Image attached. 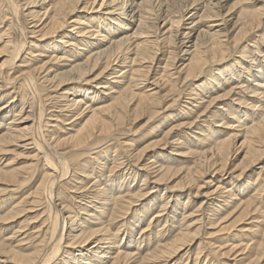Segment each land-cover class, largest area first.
<instances>
[{
  "label": "bare ground",
  "instance_id": "bare-ground-1",
  "mask_svg": "<svg viewBox=\"0 0 264 264\" xmlns=\"http://www.w3.org/2000/svg\"><path fill=\"white\" fill-rule=\"evenodd\" d=\"M168 1L0 0V19L6 14V19L0 21V102L4 99V104H0V206L21 197L0 216V264H166L181 255L182 250L188 260L194 249L190 250L191 246L198 243L194 259L197 264L201 261L202 246L212 247L214 237L224 238L226 234L229 236L225 244L210 247L211 252L223 258L233 256L234 264H264V0L255 7L245 5L251 0H235L227 11L232 16V9L238 7V15L230 27L227 23L231 18L226 17L225 9L221 11L226 6L221 5L223 0H191L185 9L189 16L184 24L183 10L178 15L168 13V8L165 16L160 13ZM98 4V10L90 15ZM22 14L31 24L29 37L19 26ZM67 24L72 26L68 31ZM246 40L247 47H243ZM56 41L64 46H56ZM181 44L185 45L184 52L178 54ZM53 48L67 57L56 55L43 61L40 56L44 49ZM256 52L260 55H255ZM253 53L255 58L251 56ZM62 57L68 68L57 71L51 60ZM155 60L157 65L153 66ZM176 74L180 78L184 74V83L198 76L203 79L201 85L195 83L192 89L195 92L190 94L197 103L204 99L197 90L199 86L207 93L218 92L222 87L225 92L214 95L205 107L220 111L216 115L211 111V118L226 112L223 107H216L217 101L243 95L237 98L238 109L232 98V105L224 103L234 106L226 108L230 116L215 120L217 124L212 128L210 120L204 131L199 128L196 137L200 142L192 141V146L186 143L187 148L176 149L175 155H190L192 162L187 158L170 159L186 160L190 165L163 166L157 162L167 153L173 154L171 148L176 146L169 134L181 126L190 130L194 122L178 124L164 138L139 150L133 148L134 137L122 141L120 136L136 135L146 124L151 130L162 123L161 119L172 116V111L168 114L166 111L180 101L182 93L176 90ZM230 74L232 84L237 85L230 84L227 90L223 82ZM150 79L153 81L149 82ZM163 89L167 91L164 94ZM184 103L179 107L182 113L190 109ZM240 107L245 109L240 112ZM85 110L91 114L76 128V121ZM143 117L147 120L136 128L133 124ZM117 147L125 152L128 147L131 153L127 157L131 160L133 155L137 162L150 159L151 152L156 157L161 155L158 161L157 158L142 165L146 172L142 181L155 173L154 187L171 191L173 195L168 198L186 197L184 205H179L180 199L181 202L174 200L173 204L172 212H179L184 223L178 225L179 232L170 240L145 248V253L133 249V242L137 248L144 243L145 234L140 237L142 241H137L132 230L149 216L152 218L147 228L153 219L160 220L162 214H148L152 210L149 204H161L160 197L151 195L149 204L141 202L140 207L133 209L150 194L143 184L131 189V182L137 181L140 174L138 165L129 168L134 174H130L128 185L124 184L128 172L121 173L123 181L112 178L117 165L110 166L109 162L117 159L105 157ZM19 153L24 155L25 164L16 166ZM88 153V157H83ZM106 172L112 174L103 180ZM255 173L256 177H251ZM94 174L96 180L87 189L90 181L87 178ZM67 180L76 182L73 189L65 186ZM29 186L32 190L25 192ZM63 190L67 195H61ZM250 191L255 193L249 194ZM23 192L24 197L20 196ZM71 193L82 200L89 198L84 207L80 205L84 214L68 203ZM244 193L247 197L242 196ZM193 198H200L198 210L189 213L186 205ZM167 204L162 206L165 208ZM130 210L134 216L120 224L126 227L121 237L120 230L113 232L111 225ZM17 222H22L21 226L8 230L10 234L5 236L7 228ZM146 226L140 233H145ZM29 228L34 229L32 239L26 236ZM162 230L158 233L167 232L168 228ZM244 232L249 239L241 238L240 233ZM123 237L125 241L121 242ZM236 257H241L239 262ZM219 260L222 261L220 257Z\"/></svg>",
  "mask_w": 264,
  "mask_h": 264
},
{
  "label": "rangeland",
  "instance_id": "rangeland-1",
  "mask_svg": "<svg viewBox=\"0 0 264 264\" xmlns=\"http://www.w3.org/2000/svg\"><path fill=\"white\" fill-rule=\"evenodd\" d=\"M234 1L235 0H223V2L221 1V5L222 4H224V5H226V6H223L222 8H221V11H222V9H225L223 12L224 13H226L227 11H228V8H231V6H232V4L234 3ZM98 2H101V0H98ZM191 3V0H169L168 2H167V6L166 7H164L163 6V11H161L160 13L161 14H164L163 16H165L166 14H167V12H165L166 11V9L168 8V10H169V12L168 13H173V14H175V15H178L180 12H182V10L184 11V13H185V17L183 18V24L187 21V18H188V16H189V13L187 12V11H185V9L188 7V5ZM255 4H258L257 6H260V4H262V0H251L250 1V3H245V5H248L249 7H255L254 5ZM203 4H201V6H202ZM96 6V5H95ZM98 7H99V4H98V6L97 7H95L93 10H90V15H92L93 13H94V11H96V10H98ZM234 10H235V13H234ZM238 11V7H236V8H233L232 9V13L234 14V15H232V16H229V14L231 13V12H229V14H228V12L226 13V17L228 18V19H230L229 21H228V23H227V26L229 25V27L231 26V24H232V22L236 19V17H237V11ZM164 12V13H163ZM236 14V15H235ZM6 14H4V15H2L3 16V18H2V16H1V19H0V21L1 20H5L6 18L4 17ZM162 16V18H164ZM232 17H234V18H232ZM28 20V21H27ZM27 21V22H26ZM205 21H207V20H205ZM9 23V22H8ZM28 23V24H27ZM162 23V22H161ZM205 24H209L208 22H204ZM0 25H1V23H0ZM30 23H29V19L26 17H24V15L22 14V16H20V21H19V26H20V28L24 31V33H25V36H30V34H28V31H30L29 30V28H30ZM29 27V28H28ZM72 26L70 25V24H67V31L69 30V28H71ZM132 29H130L131 30V32L133 31V27H131ZM70 32V31H69ZM16 35H18V34H16ZM255 35V34H254ZM54 39V38H53ZM53 44H54V42H53ZM55 44H56V46L57 45H61V46H64V44L62 45V42H60V41H56L55 42ZM244 45H243V47L245 46V47H247L246 45L248 44V41L246 40V41H244V43H243ZM184 48H185V45L184 44H181V45H179V48L177 49V52H178V54H183V52H184ZM56 49H44V51H43V55L42 56H40V58H43V61H46V60H49L50 58H54L53 56H58V57H60V56H64V57H67L66 55L67 54H58V52L57 51H55ZM65 52V51H64ZM45 53V54H44ZM160 53V52H159ZM50 54V56H46V55H49ZM255 55H260V54H258L257 52L255 53ZM251 56H253L254 57V53L251 55ZM233 57H235V56H233ZM253 57H250V59L251 58H253ZM255 58V57H254ZM161 59V58H160ZM164 59L165 58H163V61H164ZM233 59V58H232ZM259 59H260V57L257 59V60H255V61H259ZM51 61H53V62H51V65H53V67H56V68H58L57 69V71H61V70H64V69H67L68 68V66H67V61H66V59H63V57H62V59H52ZM163 61H160L159 60V62H162V63H160V64H163L164 65V62ZM230 61H231V59H230ZM157 60H155V62L153 63V66H156L157 65ZM257 62H255L256 64H257ZM160 64H158V65H160ZM146 65V64H145ZM147 65H149V64H147ZM152 65V64H151ZM163 65H161V66H163ZM222 65V64H221ZM224 68H223V65H222V70L221 71H224L223 70ZM214 70V69H213ZM208 73H210V72H208ZM212 73V72H211ZM153 74H157L156 72L155 73H153ZM250 74V73H249ZM202 76L204 77V74H202ZM232 76V74H230V75H228L227 76V80L225 81V83L223 82V86H224V88L225 87H227L226 89L228 90L229 89V86L228 85H230L231 84V86H236L237 85V83L235 84L234 82H233V84H232V78H230ZM176 77V78H175ZM183 77H184V74H182V76H181V78L179 77V74L177 75H175L174 76V80H176L177 82H175L176 83V85H177V87H176V90L177 91H181L182 90V93H181V95H180V101H178L177 103H175L174 104V106L171 108V109H167V113L166 114H168V113H170L171 111H172V116H167V117H165L164 119H161V121H162V123H160V124H156L153 128H151V130H149V128L150 127H148L147 128V126H148V124H146V125H144V129L142 128L141 130H142V132H140V133H136V135H130V136H128V135H122V136H120L121 138H123V139H121L122 141L123 140H125V138H132V137H134V140H133V144H134V146H133V148H137V150H139V149H142V148H144L145 146H149V145H151V144H153V143H155L156 141H158V140H160L161 138H164V136H166L167 135V132H168V130H170L171 128H174V127H176L178 124H183L184 122L185 123H188V122H194L193 123V126L190 128V130L188 129V127H186V128H184L185 126H181L180 128H174L173 130H172V132L169 134V136H168V138H170V140H172V141H175V145L176 146H174L173 148H171L172 150V152H173V154H168L167 153V155L165 156V158H162L161 157V155H158L157 157H156V155L154 156V154L151 152V153H149L148 154V157H150V159H148V160H143V161H138L137 162V160L135 159L136 157H133V155H131V160L127 157L128 156V153H131V152H129V148L128 147H125L126 149V152L125 151H123L122 149H120L121 147H117L116 149H114L115 151L113 152L112 150L110 151V153H108L107 155H108V157L106 156L105 158L107 159V158H110V157H116V161H112V159H111V161L109 162V165L110 166H113L114 164H116L117 165V167L115 168V170H114V172H115V174H114V172H113V174H114V177H113V175H112V178H115V179H117V181L118 182H120V180L121 181H123V179L125 178V177H123L122 175H121V173H127L128 172V177H127V179H126V181H125V185H128V179H129V177H131V175H133L134 173L132 172V169H131V171L129 170V168L130 167H136V166H134V164L135 165H138L137 167H138V169L139 170H137L138 171V173H140L138 176H137V181H134V182H131V189L132 190H136V187L137 186H139V185H141V184H143V186H144V188L146 189V191L148 192V194H150V195H148V197H146L147 199H144L143 201H140V202H138V206H135L133 209H135L136 207H140V205L139 204H141V202H144V203H147L148 202V199L151 197V195H156V194H158L159 195V201L161 202V204H159L158 202L156 203V204H154L153 206L152 205H150L149 204V202H148V204H149V206L151 207V211H149L148 212V214L150 215V213H154V214H157V213H159L160 215H161V217H160V220L158 221H155L154 219L152 220L153 222L151 223V226H150V228L148 227L147 228V226H148V224L150 223V221H151V216H149V217H147V218H145L139 225H135V228H133V235H134V239L135 240H137V241H142V239H144V243L143 244H141V245H139V248H137L138 246L137 245H135V242H133V249H134V251H136V250H138L139 249V251L140 252H142V253H145L147 250H145V248L146 249H148V248H151L152 246H154V244L156 243V242H158V241H161V240H163V241H165V240H167V239H171L174 235H176V233H178L179 232V230L177 229V228H179V226L178 225H182V224H184L183 223V221H181V218H182V216H180L179 215V212H176L177 214H174V212H172L173 211V204H174V200H175V202L178 200V201H180L181 203L179 204V205H184V202H185V200H186V197H184V196H180L179 197V199H177L176 200V198L175 197H167L168 195H173V193L171 192V191H169L168 189L167 190H160V189H162V188H160V189H158V188H156V187H154V186H156L155 184V180H156V178L157 177H155V173H153V174H150L149 175V177L150 178H148L147 179V181H142V178H143V174L144 173H146V172H144V170H143V167H142V165H144L145 163H148L149 161H153V160H156L157 158V161L159 160V158L161 157V159H160V161L159 162H157V163H159V164H161V165H163V166H165L166 164H173V165H175V163H176V165H178V166H184V165H190V162H192L193 160H192V157L190 156V155H187V156H178V155H175V153H176V149H184V148H187L186 147V145H189V143H190V146H192V141H195V142H200V139L198 138V137H196V134H198V132L197 131H199L200 129L199 128H203V131L206 129V125L208 124V122H209V120H210V122L212 123L211 124V128H212V126H214L215 124H217L216 122H214L215 120H218V119H220L221 117H223V116H225L226 114H227V116L229 115V114H231V113H229L227 110H226V108H229V107H234V106H230L229 104H231L232 105V101H233V104L235 105V109H238V108H236V106H238V104L239 103H237L238 101H237V98H239V96L241 97L242 95L240 94V95H230V97H229V100L227 99V101H217L216 102V107H223V109H224V112H225V114H223V116H221V117H215V118H211L210 117V115L212 114V112L214 111V114L216 115L217 113L219 114V110L218 109H214V108H211V107H209V109L211 108V110H209V109H206L205 107H207L209 104L208 103H210V101L209 100H211L213 97H214V95L216 96V95H219V94H222V93H224L225 91H222L223 89H222V87L218 90V92H214V91H211V92H202L203 90H201V88H202V86H199V89H197L198 90V92L199 93H201L203 96H204V99H203V101H199L198 103H197V101L196 102H194L195 100H191V98L194 96V95H191L190 96V94H194V92L195 91H192V89L196 86L195 85V83H199V82H201V80H203L202 78H200V80H199V76L196 78L195 77V79L193 80V81H190V80H192V79H189L188 81H186L185 83H184V80H182L183 79ZM235 77V76H234ZM247 77H249V75L247 76ZM156 78V76L155 77H153V79H155ZM180 78V79H179ZM229 79V80H228ZM231 79V80H230ZM198 80V81H197ZM242 79H240V81H241ZM151 81H153L152 79H150V81L149 82H151ZM162 83V82H161ZM202 83V82H201ZM201 83H199L200 85H201ZM241 83V82H240ZM148 84H150V83H148ZM194 84V85H193ZM240 85V84H239ZM160 86V85H159ZM189 86V87H188ZM190 86H192V87H190ZM150 87H151V85H150ZM149 87V88H150ZM152 87H155L154 85H152ZM161 87L163 88V85H161ZM64 88V87H63ZM148 88V87H147ZM187 89V90H186ZM61 90H63V89H61ZM186 90V91H185ZM238 90V89H237ZM163 92H162V94H164L165 92H167V91H165L164 89L162 90ZM188 91V92H187ZM190 91H192V92H190ZM186 94V96H185V94ZM206 93V94H205ZM211 93V94H210ZM51 94V93H50ZM210 94V95H209ZM184 95V96H183ZM205 95H206V97H205ZM89 96H93V94H91V95H89ZM202 96V97H203ZM212 96V97H211ZM235 96V97H234ZM234 97V98H233ZM179 98V97H178ZM186 98H188V99H186ZM232 98V99H231ZM236 98V99H235ZM230 99L232 100L231 102H230ZM6 100V99H5ZM186 100V101H185ZM198 100V99H197ZM105 101H106V98H105ZM110 100H108L107 102H109ZM167 102H168V100H166ZM170 102H171V100H169ZM237 101V102H236ZM186 104H185V103ZM192 103V105H191V103ZM200 102H205V103H200ZM225 102H230L229 104L228 103H226V104H228V105H226V104H224ZM183 103H184V106H188L189 105V107L188 108H190V109H187L186 111H188V112H184V113H182V112H180V108L179 107H181L182 108V106H183ZM188 103H190V104H188ZM195 103H197L196 105H193V104H195ZM200 103V105L198 106V104ZM219 103V104H218ZM0 104H4V99L3 100H1V102H0ZM165 106V105H164ZM200 106H201V108H200ZM49 107H51V105L49 104ZM199 107V108H198ZM203 107V108H202ZM198 108V109H197ZM194 109V110H193ZM234 109V108H233ZM234 109V110H235ZM245 108L243 107H240L239 108V111L240 112H242L243 110H244ZM177 110V111H176ZM179 110V111H178ZM216 110H218V111H216ZM212 111V112H211ZM239 112V113H240ZM79 113V111L78 112H76L75 113V115L74 116H76L77 114ZM199 113V114H198ZM74 114V112L71 114V115H73ZM90 112L89 111H87V110H85V111H83V113L81 114V117H79V119H77V121H76V124H77V127L76 128H79L84 122H85V120H86V118H88L89 116H90ZM190 114V115H189ZM207 114V115H206ZM198 115V116H197ZM230 116V115H229ZM188 117V118H187ZM191 117V118H190ZM231 117H232V115H231ZM132 118V117H131ZM211 118V119H210ZM196 119H198V120H196ZM147 120V118H145V117H143V118H140L135 124H133L136 128H139L141 125H143L144 123H145V121ZM190 120V121H189ZM202 120V121H201ZM208 120V121H207ZM227 120V119H226ZM226 120H224V121H226ZM205 121V122H204ZM227 121H230V118L227 120ZM204 122V123H203ZM151 124V123H150ZM203 124V125H202ZM206 124V125H205ZM200 125V126H199ZM204 126V127H203ZM66 127H70V125H67ZM205 128V129H204ZM221 128H223V126L221 127ZM184 129V130H183ZM187 129V130H186ZM192 129H194V130H192ZM198 129V130H197ZM183 130V131H182ZM192 130V131H191ZM227 130V129H226ZM226 130H224V133H226L227 131ZM184 131H186V134H183V133H185ZM127 133H129L128 132V130L126 131ZM175 134H174V133ZM196 132V133H195ZM200 132V131H199ZM195 133V134H194ZM130 134H132V132L130 133ZM191 134V135H190ZM187 135V136H186ZM194 135H195V137H194ZM183 136V137H182ZM178 137H179V139H178ZM183 138V139H182ZM195 138H197V139H195ZM198 140V141H197ZM128 142V141H127ZM178 142H181V144H178ZM184 142V143H183ZM129 143V142H128ZM187 143V144H186ZM178 144V145H177ZM186 144V145H185ZM182 147V148H181ZM121 150V152H117V151H120ZM174 150V151H173ZM19 150H17V152H18ZM171 152V153H172ZM118 154H122V155H118ZM135 154V153H134ZM152 154V155H151ZM90 155V153H88L87 155H83V157H88ZM8 156H13V155H8ZM17 156H18V158H17V160H18V162H15V165L16 166H21V165H24L25 164V159H24V155H22V154H17ZM121 156V157H120ZM154 156V157H153ZM124 157V158H123ZM126 158V159H125ZM176 158H183L182 160H184V159H188L189 161H188V163L186 164L185 162H187L186 160L185 161H182V160H180V162L179 161H177V162H174V161H170V159H176ZM163 159V160H162ZM9 160V159H8ZM7 160V161H8ZM146 161V162H145ZM162 162V163H161ZM182 162V163H181ZM184 162V163H183ZM138 163V164H137ZM179 163H180V165H179ZM129 164V165H128ZM133 164V165H132ZM125 166H128V167H125ZM153 166H155V165H153ZM122 167V168H121ZM126 169H125V168ZM120 168V169H119ZM124 171H123V170ZM108 171V169L107 168H105V171ZM121 172H120V171ZM128 170V171H127ZM117 171V172H116ZM149 171H151L150 169H149ZM152 172V171H151ZM118 173V174H117ZM74 175H77L78 174V172H74L73 173ZM110 174H112V173H110V172H106V174H105V177H103V180H105L106 178H110L108 175H110ZM131 174V175H130ZM118 175V176H117ZM94 176V177H93ZM91 178H87V180H90L89 181V185H87V189H89V186L96 180V177H95V174L93 175ZM116 176H117V178H116ZM253 176V178H255L256 177V173H255V175H251V177ZM140 177V178H139ZM153 177V178H152ZM155 177V178H154ZM94 178V179H93ZM75 179V178H74ZM73 179V180H74ZM131 179V178H130ZM35 180V179H34ZM34 180H33V185H34ZM73 180H67V181H65V186H67V188H71V189H73L72 188V185L73 184H75L76 182H74ZM94 180V181H93ZM93 181V182H92ZM216 181H218V179L216 180ZM92 182V183H91ZM159 187H164L163 185H158ZM125 187L126 186H123V189H125ZM150 188V189H149ZM27 189L28 190H32L31 189V186H29V187H27L24 191L26 192L27 191ZM153 189V190H152ZM155 189H156V191H155ZM159 191H158V190ZM90 191V190H89ZM157 191H158V193H157ZM25 192H23L22 193V195H20V196H22V197H24V196H26V194H25ZM152 192V193H151ZM166 192V193H165ZM176 191H174V193H175ZM57 193H59V191L57 192ZM67 192L65 191V190H63V191H61V195H63V196H65V195H67L66 194ZM170 193V194H169ZM252 193H255V191H250V193L249 194H252ZM25 194V195H24ZM76 193H71V196L69 197V199H68V203L70 204V205H72V207H74V210L75 211H80L79 213L82 215V214H84L85 213V211L82 209L83 207H84V205L83 204H85L87 201H90L89 200V198L86 196L85 197V200H82V199H79V198H76L77 196H78V194H76ZM24 195V196H23ZM165 195V196H164ZM253 195V194H252ZM74 196H76V197H74ZM164 196V197H163ZM242 196H245V197H247V195H246V193H244ZM78 197H80V196H78ZM166 197V198H165ZM17 197H15V199H13V201L14 200H21V197L18 199H16ZM76 198V199H75ZM165 198V199H164ZM174 198V199H173ZM7 200H8V198H6ZM151 199V198H150ZM149 199V200H150ZM28 200V199H27ZM76 200V201H75ZM166 200V201H165ZM172 202H170V201ZM13 201H10L8 204L7 203H5V204H3V205H1L0 206V216H2V215H4L5 214V212L10 208V206H11V204H12V202ZM77 201H78V203H77ZM81 201H83V202H80ZM145 201H147V202H145ZM165 201V202H164ZM168 201V202H167ZM198 202H200V198H193V199H191V201L186 205V207H187V210H189V213H191L192 211H194V210H198V206H199V203ZM96 204H98L97 202H95ZM162 203H168L167 204V206H165V208L162 206ZM8 206H7V205ZM79 204V205H78ZM80 205H82L83 207L81 208V206ZM88 205V204H87ZM158 205V206H157ZM7 206V207H6ZM77 206V207H76ZM157 206V207H156ZM40 208L41 207H43V206H39ZM149 207V208H150ZM162 208V210L160 209V208ZM82 209V210H81ZM191 209V210H190ZM160 210V211H159ZM170 210V211H169ZM180 210V209H179ZM84 211V212H83ZM191 211V212H190ZM169 212V213H168ZM152 213V214H153ZM32 214V213H31ZM165 214V215H164ZM169 214V215H168ZM174 214V215H173ZM259 215V214H258ZM134 216V212L133 211H129L126 215H124L123 217L124 218H122V217H120L119 219H117V221H115L114 223H112V225H111V229H112V231L113 232H115L117 229H119L120 230V236L122 237L123 236V234L121 235V233H124V229L126 228L125 226H120V224H122V221L125 219V220H127L128 218H131L132 219V217ZM169 216V217H168ZM164 219H163V218ZM176 217V218H175ZM122 218V219H121ZM173 218V219H172ZM25 219V218H24ZM174 220V224L176 225L177 224V226H175L174 224H173V222H170V221H172V220ZM180 219V220H179ZM121 220V221H120ZM177 220H179V221H177ZM23 221H25V220H23ZM162 223H161V222ZM231 221H233V219H231L229 222H231ZM252 220H249V222H251ZM120 222V223H119ZM146 222V223H145ZM155 222V223H154ZM159 222V223H158ZM166 222V223H165ZM169 222V223H168ZM228 222V223H229ZM40 223V222H39ZM39 223H36V224H39ZM116 223H119V224H116ZM139 223V222H138ZM21 224H22V222H17V223H15V224H13L11 227L9 226L8 228H7V230H6V232H4V234H5V236H7V235H9L10 234V232H11V230H12V228H15L16 226H21ZM147 225V226H146ZM163 225V226H162ZM180 225V226H181ZM146 226V231H145V233H140V231L142 230L141 228L142 227H145ZM156 226V227H155ZM158 226H162V227H158ZM209 226V225H208ZM31 227V226H30ZM121 227V228H120ZM153 229H152V228ZM164 227H165V229H167L168 228V230H167V232H168V234H167V232L165 231L164 233H158V232H160L162 229H164ZM175 229H174V228ZM124 228V229H123ZM161 228V229H160ZM173 228V229H172ZM10 232H9V231ZM135 230V231H134ZM148 230V231H147ZM170 230V231H169ZM172 230V231H171ZM178 230V231H177ZM163 231V230H162ZM33 232H34V229H27V231H26V236H28L29 237V239H32L34 236H33ZM150 232V233H149ZM156 232V234L154 235V233ZM172 233V234H171ZM142 234H145L143 237H142V239L140 238L141 236H142ZM151 234V235H150ZM241 234V238H245V239H249V235H247L245 232L243 233V235H242V233H240ZM260 234V233H259ZM147 235V236H146ZM158 235V236H157ZM164 235V236H163ZM166 236V237H165ZM229 235H227L226 234V236L224 235L223 237L224 238H222V236H219V235H217L216 237H214L215 239H214V246L212 245V247L210 246V245H206V244H204L203 246H202V249H201V253L199 254V256H200V258H201V261L199 260L198 261V263L197 264H213V263H217L218 262V260H219V257H220V259H222V261H220L219 260V262L217 263V264H223V262L224 261H227V263L228 264H234V261L233 260H231L232 258H233V256H231V258H229V257H225L224 256V258H223V255L221 256L220 254H214V252H211V249H210V247L213 249V248H215L216 246L218 247V245H219V243L221 244V243H223V242H226L227 241V237H228ZM243 236V237H242ZM248 236V237H247ZM219 237L221 238L220 240H219ZM140 238V239H139ZM146 238V239H145ZM149 238H150V240H149ZM123 239H124V241H125V238L123 237V238H121V242L123 241ZM155 239V240H154ZM222 240V242H219V241H221ZM150 241V242H149ZM216 241V242H215ZM151 243V244H150ZM217 243V244H216ZM153 244V245H152ZM223 244H225V243H223ZM148 245V246H147ZM151 245V246H150ZM209 246V247H208ZM197 247V248H196ZM207 247V248H206ZM189 248V247H188ZM187 248V249H188ZM194 248V249H193ZM136 249V250H135ZM186 249V250H187ZM191 249H193V250H191ZM206 249V250H205ZM208 249V250H207ZM209 249H210V251H209ZM190 250L192 251V253H191V255H190V258L187 260V254H183V251L185 252V250H182L181 251V255H177V257H174V258H171V259H169L167 262H166V264H179V262H182V263H180V264H185V263H187V261H188V264H194V259H195V257H196V254H197V252L199 251V246H198V243H197V245H193V246H191V248H190ZM196 250V251H195ZM203 250H204V252H203ZM208 251V252H207ZM213 253V254H210V253ZM247 252H249V251H247ZM196 253V254H195ZM183 254V255H182ZM194 254V255H193ZM203 254V255H202ZM205 254V255H204ZM185 255V256H184ZM213 255V256H212ZM220 255V256H219ZM203 256V257H202ZM207 256H208V258H207ZM212 256V257H211ZM235 256V255H234ZM183 257H184V259H183ZM193 257V258H192ZM216 257H218V258H216ZM243 257H245V255H243L242 256V258ZM192 258V259H191ZM207 258V259H206ZM210 258H211V260H210ZM237 259L236 260H238V262H239V260H240V258L241 257H236ZM178 259V260H177ZM205 259H206V262H205ZM224 259V260H223ZM230 261H229V260ZM214 260V261H213ZM217 260V261H216ZM205 263H204V262ZM209 262V263H208ZM211 262V263H210ZM151 264H154V263H151ZM158 264V263H157Z\"/></svg>",
  "mask_w": 264,
  "mask_h": 264
}]
</instances>
